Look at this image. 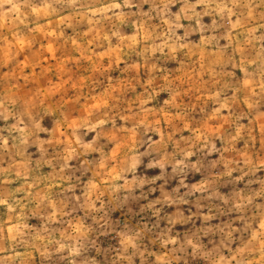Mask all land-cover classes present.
I'll return each instance as SVG.
<instances>
[{"label":"rangeland","instance_id":"374dc122","mask_svg":"<svg viewBox=\"0 0 264 264\" xmlns=\"http://www.w3.org/2000/svg\"><path fill=\"white\" fill-rule=\"evenodd\" d=\"M0 264H264V0H0Z\"/></svg>","mask_w":264,"mask_h":264}]
</instances>
